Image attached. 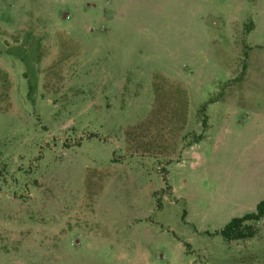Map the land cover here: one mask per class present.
<instances>
[{
	"label": "rangeland",
	"instance_id": "rangeland-1",
	"mask_svg": "<svg viewBox=\"0 0 264 264\" xmlns=\"http://www.w3.org/2000/svg\"><path fill=\"white\" fill-rule=\"evenodd\" d=\"M248 161L264 0H0V264H264Z\"/></svg>",
	"mask_w": 264,
	"mask_h": 264
},
{
	"label": "trees",
	"instance_id": "trees-1",
	"mask_svg": "<svg viewBox=\"0 0 264 264\" xmlns=\"http://www.w3.org/2000/svg\"><path fill=\"white\" fill-rule=\"evenodd\" d=\"M264 218V201H262L255 213L247 214L240 218H234L226 227L221 231V236L227 241L245 240L253 238L255 233L251 227L245 225L246 222L253 221L259 222Z\"/></svg>",
	"mask_w": 264,
	"mask_h": 264
},
{
	"label": "crops",
	"instance_id": "crops-1",
	"mask_svg": "<svg viewBox=\"0 0 264 264\" xmlns=\"http://www.w3.org/2000/svg\"><path fill=\"white\" fill-rule=\"evenodd\" d=\"M251 148H253V147H251ZM248 162L246 163L248 176H247V180L244 179L245 185L247 187H249L250 183L254 182V183L260 185L261 191H264V161H259V163H258V165L261 167V170L259 173L260 174L259 176H261V178L257 177V175H256L257 167H255L254 170L252 169L254 166H256V164H252V163H250V162L248 163ZM253 189H254V187H253ZM235 194L239 195V196H244V197H254L256 199L255 204H254V207L256 208V210H257L258 205L262 201H264V193H235Z\"/></svg>",
	"mask_w": 264,
	"mask_h": 264
}]
</instances>
